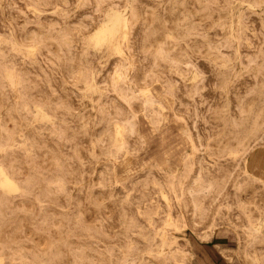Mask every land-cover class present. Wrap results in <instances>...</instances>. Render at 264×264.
<instances>
[{
	"label": "rangeland",
	"instance_id": "obj_1",
	"mask_svg": "<svg viewBox=\"0 0 264 264\" xmlns=\"http://www.w3.org/2000/svg\"><path fill=\"white\" fill-rule=\"evenodd\" d=\"M0 168V264H264V0H0Z\"/></svg>",
	"mask_w": 264,
	"mask_h": 264
},
{
	"label": "bare ground",
	"instance_id": "obj_2",
	"mask_svg": "<svg viewBox=\"0 0 264 264\" xmlns=\"http://www.w3.org/2000/svg\"><path fill=\"white\" fill-rule=\"evenodd\" d=\"M123 13L117 11L116 9H111L107 13L106 18L102 23V25L98 27L95 34L93 33L94 35L92 39H94V43H95L94 47L97 48L99 46L110 45L113 43V40L118 34L121 25L126 20ZM256 130H258V128H254L250 131H247V135L255 132ZM0 187L4 191L9 193H13L19 190L18 185L8 176V174L5 172L3 168H0Z\"/></svg>",
	"mask_w": 264,
	"mask_h": 264
}]
</instances>
